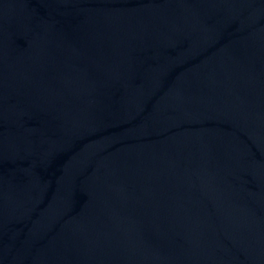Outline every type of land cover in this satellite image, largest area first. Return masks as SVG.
Instances as JSON below:
<instances>
[{
  "label": "water",
  "instance_id": "95a60500",
  "mask_svg": "<svg viewBox=\"0 0 264 264\" xmlns=\"http://www.w3.org/2000/svg\"><path fill=\"white\" fill-rule=\"evenodd\" d=\"M0 264H264V0H0Z\"/></svg>",
  "mask_w": 264,
  "mask_h": 264
}]
</instances>
